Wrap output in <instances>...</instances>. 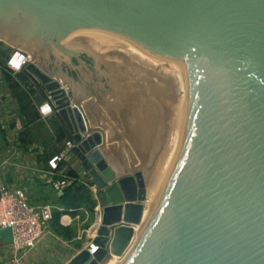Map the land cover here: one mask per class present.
Wrapping results in <instances>:
<instances>
[{
    "label": "water",
    "instance_id": "1",
    "mask_svg": "<svg viewBox=\"0 0 264 264\" xmlns=\"http://www.w3.org/2000/svg\"><path fill=\"white\" fill-rule=\"evenodd\" d=\"M0 39L32 54L15 76L52 105L98 190L100 227L69 264L124 255L188 109L184 156L122 264H264V0H0Z\"/></svg>",
    "mask_w": 264,
    "mask_h": 264
},
{
    "label": "crops",
    "instance_id": "2",
    "mask_svg": "<svg viewBox=\"0 0 264 264\" xmlns=\"http://www.w3.org/2000/svg\"><path fill=\"white\" fill-rule=\"evenodd\" d=\"M0 41L18 49L3 39ZM28 54L32 56L31 53ZM17 82L26 95L40 101L20 100L8 80L1 77L0 143L3 146L0 147V186L25 187L29 202L52 207V217L49 232L33 249L16 254L10 244L0 242V264H69L91 245L95 234L88 243L82 241L81 231H75L69 237L73 220L63 213L66 212L64 209H58L61 212L58 216L53 215L62 196L55 191L53 181L64 178L70 187L78 181L90 183L91 178L83 172L81 162L71 153L70 147L66 146L67 136L55 111L47 117L41 116L40 107L49 102L36 89H29L18 80ZM72 103L75 104L73 100ZM62 132L65 138L59 140ZM59 154H63V161L58 171L52 173L48 162ZM87 186L90 188L95 209L100 211L102 217V208L96 198L98 190L92 183ZM66 216L69 221L65 220Z\"/></svg>",
    "mask_w": 264,
    "mask_h": 264
},
{
    "label": "built area",
    "instance_id": "3",
    "mask_svg": "<svg viewBox=\"0 0 264 264\" xmlns=\"http://www.w3.org/2000/svg\"><path fill=\"white\" fill-rule=\"evenodd\" d=\"M17 50L21 49H14L12 53ZM11 54L6 60V67L16 75L17 73L8 67ZM23 54L30 56L24 51ZM31 60L30 58L23 69L32 62ZM1 77L2 69L0 68V80ZM67 145L72 147L71 143ZM62 161L63 154L54 156L48 162L50 171L56 173ZM68 186L69 182L64 178L53 181V187L57 193L64 192ZM51 217L52 207L31 204L25 187L0 186V231L4 229L11 231L12 243L10 246L14 253L18 254L33 249L49 232Z\"/></svg>",
    "mask_w": 264,
    "mask_h": 264
},
{
    "label": "rangeland",
    "instance_id": "4",
    "mask_svg": "<svg viewBox=\"0 0 264 264\" xmlns=\"http://www.w3.org/2000/svg\"><path fill=\"white\" fill-rule=\"evenodd\" d=\"M14 49L15 48H12V47L6 45V43H3L0 41V68L2 69V77H4L6 80H8L9 75H11L14 78L16 77L6 67V60L9 57V55L12 53V51H14ZM31 59H32V56H31ZM144 73L146 74L147 72L144 71ZM148 77L154 83H156L157 85H159L161 87H164L167 89L171 88V86L166 85V84L158 81L152 74L150 75L148 73ZM62 86H64V85L62 84ZM181 97H182L183 103H185L186 106H189V107L192 106V104H190V93H189V91H183L181 93ZM28 99H29V101H40L38 98L33 97V96H28ZM192 107H191V109L193 111ZM190 111L191 110L188 109L184 113V136H185L184 140H186V141L188 139L189 130H190V127H189V125H190L189 122L191 121V119H189L190 118V116H189ZM2 146H3V143H0V147H2ZM66 146L69 147L67 144H66ZM73 178H75V176H73ZM90 183H92V182H90ZM90 183L85 182V181H78V182L74 183L72 186L68 187V190L66 192L67 193L66 199L64 201L58 203V206H56L57 207L56 210H54V212H53V215L58 216L59 213H61L60 210H58V209H64V211H66V212H63V213H66V215H68L73 220V222H71L72 226L69 229V237H72L74 235L75 231H77V232L81 231L82 232V239H83L82 241H84L85 243L91 242L90 240H92V237L94 234L96 236L97 228L100 227L101 219H102L100 217L101 216L100 211L98 212V209L97 210L95 209L94 202L92 200V194L90 192V188L87 186V185H90ZM68 216H66V218H65L66 221L70 220Z\"/></svg>",
    "mask_w": 264,
    "mask_h": 264
},
{
    "label": "bare ground",
    "instance_id": "5",
    "mask_svg": "<svg viewBox=\"0 0 264 264\" xmlns=\"http://www.w3.org/2000/svg\"><path fill=\"white\" fill-rule=\"evenodd\" d=\"M89 52H98L99 49L98 48H92L90 50H88ZM131 63H133L134 65H136L138 68H140L143 72L146 71L147 76L148 73L151 75V72H149L145 67H143L140 63H138L137 61L132 60ZM193 75L196 76V74L200 72V68H198L197 64L193 65ZM164 79L166 80H174V79H188V68H185L183 71H179L173 75H166L164 76ZM193 110H194V104H193ZM190 125H191V121H190ZM189 138V136H188ZM187 141L184 140L181 145L178 148L177 154L175 156L174 162L172 164V167L161 187V189L159 190V192L157 193V195L155 196L154 200L150 203L146 204V208H145V212H144V217H143V221L142 224L138 227L135 228V236L133 238V240L131 241V243L129 244L128 248L126 249L124 255L122 257H116L113 256L112 259L108 262H106L105 264H122L123 261L128 257V255H130L138 241L139 235L142 231V229L145 227V225H147V223L151 220V218L153 217V213L155 208L158 206V204L160 203V201L162 200V197L164 196V194L167 192V188L170 184V182L172 181V179L175 176L176 170L179 166L180 161L182 160L184 153H185V149L187 146ZM93 252V249L92 251Z\"/></svg>",
    "mask_w": 264,
    "mask_h": 264
},
{
    "label": "clouds",
    "instance_id": "6",
    "mask_svg": "<svg viewBox=\"0 0 264 264\" xmlns=\"http://www.w3.org/2000/svg\"><path fill=\"white\" fill-rule=\"evenodd\" d=\"M30 58V56H26L23 54V50H17L11 54L8 60V67L16 73H19L23 69L25 64L28 63ZM39 111L42 117H47L52 114L53 107L49 103H44L40 107Z\"/></svg>",
    "mask_w": 264,
    "mask_h": 264
},
{
    "label": "trees",
    "instance_id": "7",
    "mask_svg": "<svg viewBox=\"0 0 264 264\" xmlns=\"http://www.w3.org/2000/svg\"><path fill=\"white\" fill-rule=\"evenodd\" d=\"M8 82L10 83L11 87L14 89V92L16 93L17 97H19L20 100L28 99V96L24 93V91H22V88L20 87L19 83L17 82V80L14 77L9 75L8 76ZM64 138H65V134L62 132L60 134V139L59 140H63ZM67 190H68V187L66 188L64 194L62 196H60V198H59L60 202H62V201H64L66 199Z\"/></svg>",
    "mask_w": 264,
    "mask_h": 264
}]
</instances>
